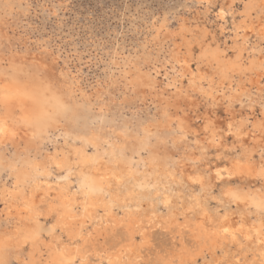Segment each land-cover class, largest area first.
Returning <instances> with one entry per match:
<instances>
[{
	"label": "rangeland",
	"instance_id": "1",
	"mask_svg": "<svg viewBox=\"0 0 264 264\" xmlns=\"http://www.w3.org/2000/svg\"><path fill=\"white\" fill-rule=\"evenodd\" d=\"M217 2L223 3L224 0H0V78L15 76L23 82L29 80L26 83L30 85L49 84V88L57 92L64 101V109L59 119L53 120L46 131H37L33 134L31 141L26 142L25 137H22L25 136L22 134L24 132L21 130L22 125L19 139L16 137L17 139L0 143V239L5 241V256L0 260V264H23L24 260L27 264L37 262L44 264L46 262L44 260L49 258L48 245L52 243L58 246L60 242L68 244V240L72 241L68 233L66 235L61 226L55 222V211L49 213L47 206L50 200L40 202L44 196L38 193L37 199L40 198L38 205L46 215L40 216L43 232H41L42 241H39L38 246L42 251L38 250V254L37 251H33L30 241L25 238L22 241L19 235L25 231L26 223H30L27 213L19 211L20 207L22 209L19 201H22V197L28 192L29 185L19 183L20 192L13 196L10 191L14 190L20 171L31 170L37 163L39 171L35 174L38 177H43L42 180L48 177L55 187L58 186L57 183L69 184L70 191L77 190L79 196L83 174L89 172L92 166L85 169L86 171L83 170V174L79 172L83 165H77L79 159H74L73 155V149L78 147H85L86 153L94 156L97 153L95 157L103 156L101 172L111 164L112 168L110 167L109 170L113 167L120 168L122 165L118 167L119 162L123 164L125 162L126 167L130 166L135 175H129L123 180V185L118 190L115 186L111 188L114 195L120 191L122 196L125 191V194L134 191V196L140 199L133 202L119 199L114 205L108 203L111 208L98 207L99 212L94 217L97 220L87 218L89 224L85 223L81 235L88 233L91 228L89 233L92 234L88 242L93 244L91 246L88 243L85 249L88 262H91L90 258L92 261L103 258V264L261 263L255 253V247L244 241L238 244L241 238L238 239L239 242L224 240L221 247L217 245L215 248H210L211 241L204 242L198 237V231L194 230L195 224L199 221L196 209L185 211L183 207L185 204H182L191 198L193 193L200 195L203 199L201 201L209 209L212 217H219L225 212H235L237 204H230L224 197L223 203L220 199L212 200L209 197L213 195L220 197L222 191L229 186H239L246 190L261 188V184L251 176H232L229 181L228 176L224 175V181H214L207 171L211 165L210 171L214 176L216 167L220 166L222 169L221 167L228 166L233 157L240 156L248 147L252 149L256 137H260L261 146L255 145L254 158L251 161L253 165L258 164L259 149L264 147V61L261 66L254 67L255 70L243 69L241 74L235 71L233 78L223 80L211 57L202 55L207 49L219 47L220 54L225 60L233 61L236 58L240 63H247L252 56L264 57V40L258 38L255 33L248 34L250 36L248 37L242 28V30L235 29L238 21L243 19V0H229L234 6L224 18L222 25L217 22L218 9H207L209 3ZM258 3V7L264 9V0ZM263 12L254 11L257 15L253 14V18L264 15ZM209 34H211L210 39H208ZM241 49L243 51H240ZM235 51L241 52V57H236L239 52L235 53ZM238 58H241L242 62ZM186 61L188 63H185ZM188 64L197 78L194 87L189 81L191 74L185 68ZM231 97L236 99L231 100ZM0 105L1 115L9 114L11 118H18V114L21 115L19 109L6 110L5 106L1 103ZM208 117L214 118L218 129L225 128L227 121L234 119L238 120V125L245 122L249 129L252 122L257 120L262 122L263 127L253 134L252 140H249L248 136L238 139L234 134L229 136L224 132L223 147L220 151L226 158L218 159L216 149L209 147L205 160L200 161L199 145H204L205 135L208 140L212 139V136L201 133L198 145L189 133L200 132ZM19 125L21 124L17 125L18 128ZM184 136L188 139L184 140ZM237 144H243L244 148L237 147ZM204 146L208 147V145ZM54 151L59 154L61 151L67 152L68 167L61 165V169L57 170L58 168L48 163V153ZM104 160L107 161L106 164ZM193 162H196L195 167ZM50 171L53 173L52 176L46 173ZM189 171H192L190 176ZM195 173H201L205 178L203 190L194 182L195 180L188 179H192L191 175ZM63 175L68 177L67 181L61 178ZM5 185L8 187L6 188ZM136 188L142 189V193L137 195L139 190ZM3 190L6 197L2 195ZM164 192L171 193L176 199L169 203L171 204L169 207V204L163 203ZM118 195L122 197L121 194ZM9 198L13 200L9 201ZM55 202L57 203V200ZM125 202L129 203L130 208L134 207L137 217L142 221L141 227L139 225L135 227L136 239L130 250V256H125L122 260L118 258V262L115 263L117 260L113 259L115 256L111 253L118 249L116 244L124 236L125 225L124 223L118 225L112 218L122 217L126 207ZM81 206V202L79 204L77 201L74 210L80 213ZM253 208L251 209L257 213ZM251 209V217L255 219L257 214ZM149 211H152V215L155 214L156 218L155 216L152 218ZM259 215L264 217L262 213ZM80 218V216L76 217V219ZM195 219L197 222L195 221L193 225ZM111 220L116 228H113ZM103 221L106 223L104 224ZM181 221L183 223H180ZM92 223H98L102 227ZM184 223L185 226L190 227H188L190 231L192 229L194 231L189 232L187 227L184 228ZM144 226L147 228L144 229ZM142 229L148 231L143 232ZM197 239L200 241L198 242ZM21 241L24 244H20ZM70 242L69 245L74 246ZM103 246L106 247V251L103 250L105 249ZM90 250L93 254L88 253ZM30 252L34 254L36 260L30 258ZM27 256L32 260L31 263Z\"/></svg>",
	"mask_w": 264,
	"mask_h": 264
},
{
	"label": "bare ground",
	"instance_id": "2",
	"mask_svg": "<svg viewBox=\"0 0 264 264\" xmlns=\"http://www.w3.org/2000/svg\"><path fill=\"white\" fill-rule=\"evenodd\" d=\"M244 3H243V19L241 18V21H238V24L236 25V30L238 29H244L246 31V35L248 36V34L250 33H255L257 35L258 38L264 40V15H260L258 16V18L254 19L253 18V14H254V11H257L258 12H263L264 9H262V7H258L259 5V1L260 0H243ZM234 2V1H233ZM232 2V3H233ZM235 3V2H234ZM261 4L263 2H260ZM240 5V4H239ZM234 6V5H233ZM242 6V5H241ZM264 6V5H263ZM241 13V14H242ZM264 13V12H263ZM257 15L256 13L254 14V16ZM241 29V30H242ZM243 30V31H244ZM238 34V32H237ZM241 35V34H240ZM245 35V36H246ZM252 35V34H251ZM242 36V35H241ZM250 37V36H248ZM252 37V36H251ZM254 37V36H253ZM246 38V37H245ZM247 40V38H246ZM245 40V41H246ZM258 40V39H257ZM244 41V40H243ZM244 41V42H245ZM262 44V43H261ZM247 47V46H246ZM219 48V47H218ZM217 47L215 49H210V50H206L204 48L205 53L202 54L204 55L205 57H211L210 59H212L216 65H217V68L219 69V75L220 77H222L223 80L225 79H231L234 77V72L237 71L239 74H241L240 72L243 71V69H250L251 68H256V66H261V64H263V61H264V57H262L260 55H258L257 58H252L247 60L248 62L247 63H240L238 60H233V61H227L223 58V56H221L220 54V49H218ZM244 49V48H242ZM240 50V51H243V50ZM252 49V48H251ZM250 49V50H251ZM236 50V49H235ZM252 51V50H251ZM254 51V49H253ZM224 52V51H223ZM228 52V51H227ZM239 52V51H238ZM235 51V53H238ZM250 53V52H249ZM201 54V53H200ZM208 54V55H207ZM241 52H239L236 57H241ZM250 55V54H249ZM256 55V54H255ZM247 57V56H246ZM202 58V57H201ZM239 59V58H238ZM241 59V58H240ZM239 59V60H240ZM179 61V60H177ZM241 61V60H240ZM181 62V61H179ZM242 62V61H241ZM185 63H188L187 61ZM17 64H19L17 62ZM23 64V63H22ZM214 64V63H213ZM16 65V64H15ZM20 65V64H19ZM215 65V64H214ZM18 66V65H17ZM15 67V66H14ZM17 68V67H16ZM185 68L187 71L190 72V77H189V81L191 82V86L194 87L195 84L197 83V78L195 76V74L193 73L192 69H191V66L188 64V65H185ZM216 68V66H215ZM254 68V70H255ZM20 70V69H19ZM249 70V71H250ZM16 71V70H15ZM17 71H18V68H17ZM14 74H16L14 72ZM9 75V74H8ZM34 75V74H33ZM246 75V74H245ZM36 76V75H35ZM1 77V76H0ZM31 76H29L30 78ZM37 77V76H36ZM39 77V76H38ZM28 78V79H29ZM32 79V78H31ZM39 79H41L39 77ZM38 79V80H39ZM43 80V78H42ZM27 81V80H26ZM21 80H19V78L15 77V76H10V77H3L0 78V103L5 106L6 110L7 109H12V108H16V109H19L21 110V115H19V117L17 118H11L8 115H1L0 114V123H3L4 126L6 127V129H8L7 132H5L4 134H0V143L3 144V142L5 141H10V139H17L16 137H18L19 139V136H20V128L22 127L21 130H24V132L22 133L23 135L25 136H22V137H25V141L26 142H29L31 141L30 139H32L33 137V134H35L37 131L38 132H41V131H46V129L48 128V126L50 125V123L55 120L57 121L59 119V116H60V113L63 111L64 109V101L61 99L62 97L59 96V94L57 92H54L53 89L49 88V84L48 85H45L44 83L42 84H33V85H30V84H27ZM44 81V80H43ZM40 80V82H43ZM49 81V80H48ZM29 82V80L27 81ZM33 82H34V79H33ZM36 82V81H35ZM34 82V83H35ZM46 83V82H45ZM50 83V82H49ZM230 86L232 87V81L230 82ZM180 89V88H178ZM233 90H235V88H232ZM260 89V88H259ZM180 91V90H178ZM237 91V90H235ZM59 92V91H58ZM208 94V93H207ZM213 94V93H212ZM189 95V94H188ZM186 96V95H185ZM207 96V95H206ZM215 96V95H214ZM213 97V96H212ZM216 98V96H215ZM192 99V98H191ZM231 100L232 99H236L235 97H231L230 98ZM230 100V101H231ZM181 103V102H179ZM235 103V102H234ZM233 103V104H234ZM1 106V105H0ZM226 106V105H225ZM231 108V107H230ZM15 109V110H16ZM5 110V112H6ZM14 110V111H15ZM10 111V110H9ZM3 112V113H5ZM12 112V111H11ZM18 112V111H17ZM225 112V111H224ZM9 113V112H8ZM16 113V112H15ZM11 114V113H10ZM17 114V113H16ZM13 116V115H12ZM62 118V117H61ZM234 119V118H233ZM228 122H231L233 127L231 129V132L235 135L236 138L238 137H242V136H248V139L249 140H252L253 139V134H255V132L259 131L262 127H263V124L262 122H258L255 121V122H252L251 126H250V129L248 126H246L245 122L244 124L242 125H238V120L237 119H234L233 121H227ZM55 123V122H54ZM226 123V124H227ZM240 123V122H239ZM243 123V122H242ZM247 123V122H246ZM18 124H21V126L18 128ZM225 124V126H226ZM53 125V124H52ZM249 125V124H248ZM54 126V125H53ZM12 132H15V135H12L11 133ZM226 133H228L227 131H225ZM220 134L217 133V136H219ZM38 137V136H37ZM234 137V138H235ZM210 139V138H209ZM239 139V138H238ZM246 139V138H245ZM244 139V140H245ZM90 140V139H89ZM88 140V141H89ZM211 140V139H210ZM92 142V141H90ZM89 142V143H90ZM242 142V140H241ZM253 142V141H252ZM31 143V142H30ZM34 143V142H33ZM240 143V142H239ZM248 143V142H247ZM261 141H260V137H256L255 138V144L256 146H261ZM94 144V143H93ZM252 144V143H251ZM252 144V145H253ZM263 144V143H262ZM89 145V144H88ZM95 145H96V142H95ZM94 145V146H95ZM98 145V144H97ZM251 145V146H252ZM84 146V145H83ZM248 146V145H247ZM264 146V144H263ZM62 147V146H61ZM249 148V147H248ZM247 148V149H248ZM251 148V147H250ZM57 150V149H56ZM58 151V150H57ZM51 152V154L48 153V163L50 165H54V162L55 163H59L60 165H66L69 163V157H68V154L67 152L65 151H61L60 155L58 152ZM86 149L85 147H78V148H75L73 149V155H74V159L75 158H78V162L76 163L77 165H83L81 168V170H79V172L83 174V170L87 169L89 166H92L91 167V170L88 172H85V174H83V178H82V181H83V187L80 186L81 190L79 189L80 194L79 196L77 195V190L74 191V192H71V188H69V184H58L55 180V182L57 183L56 185H58L57 187H55V185L52 184V182L50 181V179L47 177L46 180H42L41 177H38L35 173H37V171H39V169L37 168V163H35V165H33L32 169L31 170H23V171H20V173L18 174V182L15 184V188H13L14 190L10 191V193L12 194V196L14 194H17L19 193L20 191H18V188L20 187L19 183L23 182L24 183H28V192L24 194V196L22 197V201H19L20 204L22 206V209L20 207V210L19 211H25L29 216V220H30V223H26V227H25V231L20 235L22 241L23 238L27 239L30 241V244L31 246L33 247V251H37V254L39 253L38 250L39 249V241H42L41 239V232L42 231V223H41V220H40V216L41 215H44L43 214V209L38 205L39 204V200L40 198L37 199V196L40 194V196H44V199H40V202L42 200H50V202L48 203L49 205L47 206L48 209H49V213L51 211H55V222L61 226V228L63 229V231L66 232V235L68 233V236H70V240H72L71 242L68 240V244L65 243L64 240V243H61L56 246L55 244L52 245H48V249L50 251L49 253V258L47 260H44L46 261L44 264H75V261L77 258H81V259H86V254H87V251L85 250L86 249V246L87 244L89 243L88 240L91 238V234L92 233H89L90 232V229L88 231V233L86 234H83L81 235L82 233V230H83V227L85 225V223L87 222V218H94L96 217L95 215L97 214L98 211V207H110V205L108 203H111V205H114V203L117 201V200H129V201H135V200H140L138 199L139 197H136L134 196V191H129L127 194H125V192L123 193V196H122V193L121 191L120 192H117L116 195H114L113 191H112V188L111 187H117L116 189L118 190L119 188H121V186L123 185V180H125L127 177H129V175H135L134 174V171L130 168V166L126 167L125 166V162L124 164L122 162H119V160L117 162H119V166L117 165V162H116V165L118 167H121L120 168H117V169H110L109 168L111 167H107V169L105 168V171L101 172V165L103 163V156L102 157H95L97 156L95 154L92 155V154H89V153H86ZM245 151V150H244ZM95 152V151H94ZM100 152V151H99ZM98 152V153H99ZM257 152V150H256ZM255 153V152H254ZM101 154V153H100ZM112 155V154H111ZM115 155V154H114ZM180 155V154H179ZM118 156V155H117ZM119 157V156H118ZM160 157V156H159ZM114 158V157H113ZM239 158V163L241 165H243V171H247L248 170V165L249 163H251V167H252V170L253 172H255L256 170H258V167H259V163L253 165V161H249L248 159L246 158H241L240 156H237V157H233V160H230V163L228 164V166H223L221 167L222 169H227L228 171H237L239 172L241 169H235L234 168V165L237 161V159ZM254 158V157H253ZM73 159V158H71ZM73 159V160H74ZM106 159V158H105ZM112 159V158H111ZM116 159V158H115ZM121 159V158H120ZM114 160V159H113ZM111 160V161H113ZM149 160V159H147ZM254 160V159H253ZM106 160H104V163H105ZM121 161V160H120ZM154 161V160H153ZM71 162V161H70ZM94 162V163H92ZM107 162V161H106ZM115 162V161H114ZM47 163V164H48ZM92 163V165H90ZM113 163V162H112ZM122 163V164H121ZM152 163V162H151ZM159 163V162H158ZM255 163V162H254ZM75 164V163H74ZM73 164V165H74ZM106 164V163H105ZM130 164V163H129ZM70 165V164H69ZM72 165V164H71ZM115 165V164H114ZM113 165V166H114ZM125 167H124V166ZM154 165V163H153ZM161 165V164H160ZM62 166V167H63ZM68 167V165H66ZM65 166V167H66ZM76 166V165H74ZM107 166V165H106ZM116 166V167H117ZM132 166V164H131ZM157 166V164H156ZM49 167V166H48ZM71 167V166H70ZM123 167V168H122ZM149 167V166H148ZM153 167V166H152ZM162 167V166H161ZM160 167V168H161ZM50 168V167H49ZM52 168V167H51ZM74 168V167H73ZM112 168V167H111ZM150 168V167H149ZM148 168V169H149ZM61 168H58L57 170H60ZM63 169V168H62ZM147 169V168H146ZM145 169V170H146ZM166 169V168H165ZM192 169V168H191ZM217 169V167H216ZM219 169H220V166H219ZM89 170V169H88ZM107 170V171H106ZM161 170V169H160ZM169 170V169H168ZM189 170V169H188ZM46 171V169H45ZM86 171V170H85ZM162 171V170H161ZM167 171V170H165ZM147 172V170H146ZM155 172V171H154ZM184 172V171H183ZM186 172V171H185ZM184 172V173H185ZM192 172V171H191ZM189 171V176H190V173ZM48 173V172H46ZM148 173V172H147ZM162 173V172H161ZM166 173V172H165ZM169 173V172H168ZM173 173V172H172ZM176 173V172H175ZM174 173V174H175ZM143 174V173H142ZM223 175H227V173H222ZM146 175V174H145ZM188 175V173H187ZM44 176V175H43ZM172 176V175H171ZM198 176H202L201 173L199 174H194V175H191V178H188L189 180H195L196 177ZM213 176V175H212ZM233 176H238V177H241L239 175H233ZM141 177V176H140ZM188 177V176H187ZM206 177V176H205ZM248 177V176H247ZM250 177V176H249ZM253 178H255V176H251ZM134 178V177H133ZM143 178V177H142ZM151 178V177H150ZM175 178V177H174ZM252 178V179H253ZM179 179V177H178ZM183 179V178H182ZM187 179V178H186ZM52 180V179H51ZM70 180V179H69ZM145 180V179H144ZM154 180V179H153ZM166 180V179H165ZM71 181V180H70ZM81 181V182H82ZM134 181V180H133ZM171 181V180H170ZM208 181V180H207ZM215 181V179H214ZM54 182V181H53ZM59 182V181H58ZM61 182V181H60ZM65 182V181H64ZM138 182V181H137ZM142 182V181H141ZM195 182V181H194ZM206 182V181H205ZM210 182V181H208ZM212 182V180H211ZM63 183V182H62ZM71 184V182H69ZM136 183V182H134ZM165 183V182H164ZM213 183V182H212ZM22 184V183H21ZM81 184V183H80ZM131 184V183H130ZM180 184V183H179ZM216 184V182H215ZM14 185V184H13ZM25 185V184H24ZM132 185V184H131ZM207 185V184H206ZM6 186V185H5ZM22 186V185H21ZM137 186V185H136ZM140 186V185H138ZM169 186V184H168ZM167 186V187H168ZM205 186V185H204ZM209 186V185H208ZM211 186V185H210ZM215 186V185H214ZM213 186V187H214ZM8 186H6L7 188ZM25 187V186H24ZM114 187V188H115ZM135 187V186H134ZM161 187H165V186H161ZM170 187V186H169ZM193 187V186H192ZM5 188V187H4ZM133 188V187H132ZM9 189V188H8ZM76 189V188H75ZM130 188H128L129 190ZM137 189V188H136ZM135 189V191H136ZM160 189V188H159ZM158 189V190H159ZM24 190V189H23ZM126 190V189H125ZM139 190V189H137ZM168 190V189H167ZM210 190V189H209ZM9 191V190H8ZM73 191V190H72ZM162 191V189H161ZM56 192V193H55ZM155 192V191H154ZM169 192V190L167 191ZM165 193L164 192V197L163 198V203L165 204H169V203H172L173 201H175L176 199L174 198V195H172L171 193ZM3 193L2 195H5V190H3ZM9 193V192H8ZM39 193V194H38ZM142 193V189H140L138 192H137V195L141 194ZM108 194V196H107ZM118 194H121L122 197H120ZM156 194L158 195V193L156 192ZM161 194V193H160ZM255 195L258 196L257 193H253ZM1 195V194H0ZM125 195V197H124ZM56 197V199H55ZM157 197V196H156ZM155 197V198H156ZM4 198V197H3ZM8 198V197H7ZM14 198V197H12ZM20 198H18L19 200ZM157 199V198H156ZM178 199H180L178 197ZM225 200H228L227 197H224ZM13 199H10L9 198V201H12ZM55 200H57V203L55 202ZM79 200H82V201H79ZM203 200L202 197L200 195H197V194H194L193 193V196L189 199H187L185 202H182V204H185L183 205L185 211L187 209H196V212L198 213L197 215V218H198V222L196 221V219L194 220L193 222V225L195 223V221L197 222L194 226V230H197L196 233L198 235L199 238H201L204 242H210L211 241V245L212 247L210 246V248H215L217 247V245L221 247V245L224 243V240H230L231 242H234V241H237L239 242V238H241L240 240V243L238 244H241L243 241L246 242V244L248 245H252L253 247H255L256 249V254L259 256L260 258V264H264V217L259 215L261 214V212L254 206L255 208V211H257V213L254 212V210H252L251 208L252 207H249L248 205H245L243 202L241 203H236L237 204V210L234 212H225L222 216H215V217H212L211 213L208 211L209 209H207L203 202L201 201ZM17 201V200H16ZM77 201L81 202V212L78 214L77 211H75L74 209V206L77 204ZM14 202H15V199H14ZM18 202V203H19ZM124 202V201H123ZM6 203V202H5ZM16 203V205L18 204ZM126 203V202H125ZM142 203V201H141ZM11 204V202H10ZM120 204V202H119ZM117 204V205H119ZM140 204V203H139ZM143 204V203H142ZM18 205V207H19ZM41 205V204H40ZM45 205V204H44ZM47 205V204H46ZM132 205V203H131ZM171 204L168 205V207L170 206ZM14 206V205H12ZM138 206V204H136V207ZM149 206H150V203H149ZM152 206V205H151ZM45 207V206H44ZM79 207V206H78ZM77 207V208H78ZM11 208V207H10ZM111 208V207H110ZM114 208V207H113ZM253 208V209H254ZM79 209V208H78ZM101 209V208H100ZM138 209V208H137ZM142 209V208H141ZM155 209V208H154ZM250 209L255 213L257 214L255 219L251 217V214H250ZM111 210V209H109ZM153 210V209H152ZM156 210V209H155ZM6 211V210H5ZM79 211V210H78ZM114 211V209H113ZM124 211V214L122 215V217H113L112 220L117 223L118 225H122V223H124L123 225H125L123 228H124V236L121 237V239H119L120 241H118V243L116 244V246H118V249L115 250V252L111 253V255L115 256V258L113 257V259H116L118 262V258H120L122 260V258H124L125 256L129 257L130 256V250L132 249L133 245H134V242H135V230H136V225H140V222L142 221L140 219V217H137V213L135 212V209L134 207L130 208V205L129 203H126V207H125V210ZM142 210H140L141 212ZM9 212V211H8ZM101 212V211H100ZM105 212V211H104ZM143 212V211H142ZM151 212V215H152V211H149ZM190 212V210H189ZM22 213V212H21ZM20 213V215H21ZM103 213V212H102ZM108 213V212H107ZM106 213V214H107ZM109 213H112V212H109ZM117 213V212H116ZM115 213V214H116ZM145 213V212H144ZM155 213V212H154ZM182 213V212H181ZM25 214V213H24ZM23 214V215H24ZM114 214V213H113ZM122 214V213H121ZM119 214V215H121ZM171 214V212H170ZM175 214V212H174ZM174 214L172 213V215L174 216ZM195 214V213H194ZM227 215L228 216V219L227 221L225 222L223 220V216L224 215ZM253 214V213H252ZM46 215V214H45ZM81 217L80 219H76V217ZM109 215V214H108ZM118 215V216H119ZM176 215V214H175ZM48 216V215H47ZM113 216V215H112ZM116 216V215H115ZM155 216V214H154ZM153 215L151 216L152 218L154 217ZM177 216V215H176ZM175 216V217H176ZM24 217V216H23ZM26 217V216H25ZM45 219V216H43ZM108 217V216H107ZM106 217V218H107ZM144 217V216H143ZM146 217V216H145ZM150 217V216H149ZM150 217V218H151ZM172 217V216H171ZM98 218V216H97ZM156 218V216H155ZM163 218V217H161ZM165 218V217H164ZM174 218V217H173ZM178 218V217H177ZM186 217H184L185 219ZM21 219V218H20ZM95 219V218H94ZM149 219V218H148ZM147 219V220H148ZM46 220V219H45ZM44 220V221H45ZM97 220V219H95ZM99 220L100 219V216H99ZM108 220V219H107ZM111 220V221H112ZM163 220V219H161ZM175 220V219H173ZM110 221V220H108ZM112 221V224L114 223ZM150 221V220H149ZM148 221V222H149ZM157 221V219H156ZM160 221V220H159ZM167 221V220H166ZM171 221V220H170ZM178 221H180L178 219ZM52 222V221H50ZM54 222V223H55ZM92 222V221H91ZM94 222V220H93ZM100 221H98L99 223ZM104 222V221H103ZM152 222V221H151ZM150 222V223H151ZM18 223V222H17ZM89 224V221L87 222ZM97 223V224H98ZM106 222H104L105 224ZM110 223V222H109ZM154 223V221H153ZM156 223V222H155ZM158 223V221H157ZM161 223V222H160ZM166 223V222H165ZM180 223H183V221H181ZM25 224V223H24ZM91 224V223H90ZM93 224V223H92ZM96 224V223H95ZM93 224V225H95ZM96 224V225H97ZM102 224V223H101ZM111 224V223H110ZM116 224V225H117ZM143 224V223H142ZM186 223H184V228L187 227V225L185 226ZM53 225V223H52ZM99 226H101L100 224H98ZM97 225V227H98ZM107 225V224H106ZM113 228H116L117 226H115V224H113ZM120 225V226H121ZM149 225V224H148ZM155 225V224H154ZM176 225V224H175ZM56 226V225H55ZM158 226V225H157ZM183 226V225H182ZM192 226V225H191ZM242 226V227H241ZM24 227V225H23ZM93 227V226H92ZM102 227V226H101ZM143 227V226H142ZM149 227V226H148ZM153 227H156V226H153ZM152 227V228H153ZM189 227V226H188ZM187 227V228H188ZM222 227H228L231 232H235L236 234V239H232V236L230 234H225L221 231ZM57 228V227H56ZM89 228V227H88ZM94 228V227H93ZM100 228V227H99ZM147 228V227H146ZM145 226H144V229H146ZM179 228V227H178ZM183 228V227H182ZM190 228V227H189ZM189 228L187 230H189ZM23 229V228H22ZM52 229V228H51ZM106 229V228H105ZM110 229V228H109ZM122 229V227H121ZM121 229H119V232L121 231ZM142 229V231L144 232L145 230ZM180 229V228H179ZM192 229V228H191ZM21 230V228H20ZM93 230V229H92ZM99 230V229H98ZM115 230V229H114ZM150 230V229H149ZM193 229L191 231H194ZM53 231V230H52ZM86 231V232H87ZM95 231V230H94ZM123 231V230H122ZM148 231V230H147ZM145 231V232H147ZM189 230V232H191ZM98 232V231H97ZM137 232V231H136ZM60 233V231H59ZM85 233V232H83ZM94 233V232H93ZM102 232H100L101 234ZM114 233V232H113ZM95 234V233H94ZM94 234H93V237H94ZM116 234V233H115ZM146 234V233H145ZM151 234V233H150ZM18 235V234H17ZM62 235V234H61ZM98 235V234H97ZM113 235V234H112ZM195 235V234H194ZM116 236V235H115ZM114 236V237H115ZM43 237H45L43 235ZM62 237V236H60ZM98 237V236H96ZM113 237V236H112ZM143 237V236H142ZM174 237V236H173ZM197 237V238H198ZM62 238H65V237H62ZM77 238L79 240H77ZM110 238V237H109ZM119 238V237H118ZM145 238V237H144ZM196 238V236H195ZM61 239V238H60ZM99 239V238H98ZM111 239V238H110ZM138 239V238H137ZM143 239V238H142ZM44 240V239H43ZM66 240V239H65ZM77 240V241H76ZM100 240V239H99ZM108 240V239H107ZM210 240V241H209ZM21 243L20 244H24V243ZM46 241V240H45ZM76 241V242H74ZM96 241V240H95ZM111 241V240H110ZM186 241V240H185ZM198 241V239H197ZM200 241V240H199ZM198 241V242H199ZM242 241V242H241ZM48 242V240H47ZM51 242V240H50ZM69 242L70 244H73L74 246H71L69 245ZM91 242V241H90ZM93 242V240H92ZM112 242V241H111ZM143 242V241H142ZM26 243H28L26 241ZM45 243V242H44ZM96 243V242H95ZM102 243V242H101ZM148 243V242H147ZM4 244H5V241L2 239H0V260L2 258H4L5 256V248H4ZM49 244V242H48ZM90 244V243H89ZM93 244V243H92ZM92 244H90L92 246ZM104 244V243H103ZM101 244V245H103ZM112 244V243H111ZM146 244V243H145ZM204 244V243H203ZM40 245H45V244H40ZM100 245V244H98ZM114 245V244H113ZM205 245V244H204ZM236 245V244H235ZM107 246V245H106ZM203 246V245H202ZM241 247V245H239ZM237 246V248L239 247ZM43 247V246H42ZM41 247V248H42ZM98 247V246H97ZM100 247V246H99ZM105 247V246H103ZM143 247V246H142ZM239 247V248H240ZM252 247V248H253ZM24 248V247H23ZM45 248V247H44ZM42 248V249H44ZM108 248V247H107ZM243 249V247H241ZM99 249V248H98ZM223 249V248H222ZM254 249V248H253ZM29 250V249H28ZM94 251V249H92ZM92 250L88 251V253L92 252ZM106 251V247L105 249H103ZM203 250V248H202ZM209 250V248H208ZM214 250V249H213ZM247 250V249H246ZM32 251V250H30ZM42 251V250H40ZM109 251V250H107ZM139 251V250H138ZM210 251V250H209ZM217 251V250H216ZM215 251V252H216ZM102 252V251H101ZM183 252V251H182ZM181 252V253H182ZM202 252V251H201ZM34 253V252H33ZM45 253V251H44ZM243 253V252H242ZM30 258L31 259H35L34 257V254L32 255V253L30 252ZM28 254V255H29ZM41 254V252H40ZM48 254V253H47ZM93 254V252H92ZM97 253H94V255H96ZM160 254V253H159ZM244 254V253H243ZM45 255V254H43ZM42 255V257H43ZM88 255V254H87ZM106 255V253H105ZM109 255V254H108ZM34 258H33V257ZM102 256V255H100ZM133 256V255H132ZM28 257V256H27ZM36 257H39V256H36ZM96 257V256H94ZM111 257V256H110ZM117 257V258H116ZM134 257V256H133ZM136 257V256H135ZM140 257V256H139ZM178 257V256H177ZM254 257H255V254H254ZM29 258V257H28ZM30 258L28 260H30ZM47 258V256H46ZM107 259L109 257H106ZM138 258V257H137ZM238 258H241V257H238ZM89 258H87L86 261H88ZM110 259V258H109ZM119 259V260H120ZM136 259V258H135ZM139 259V258H138ZM137 259V260H138ZM33 260V262H34ZM99 260V258H98ZM101 260V259H100ZM99 260V261H100ZM136 260V261H137ZM141 260V259H140ZM90 261L91 262H94L91 260L90 258ZM103 261V258L102 260ZM106 261V260H104ZM125 261V260H124ZM238 261V259H237ZM25 262V260H24ZM23 262V264H25ZM32 260L29 261V263H31ZM40 262V261H39ZM109 262V261H108ZM107 262V263H108ZM130 262V261H129ZM125 263V262H124ZM27 264V263H26ZM34 264V263H33ZM35 264H38L35 263ZM110 264V263H109ZM135 264V263H134ZM150 264V263H149ZM218 264V263H217Z\"/></svg>",
	"mask_w": 264,
	"mask_h": 264
},
{
	"label": "snow or ice",
	"instance_id": "3",
	"mask_svg": "<svg viewBox=\"0 0 264 264\" xmlns=\"http://www.w3.org/2000/svg\"><path fill=\"white\" fill-rule=\"evenodd\" d=\"M213 8L218 9V11L216 13L217 22L222 25L224 18L232 10L233 4L230 3L229 0H224L223 3L217 2L215 4L209 3L207 5V9H213ZM210 38H211V34H209V36H208V39H210ZM201 119H204V118H201ZM232 127H233L232 123L228 122L226 124L225 128L218 129L216 127V122H215L214 118L208 117L200 132L191 131L189 133V135H191L192 138L197 141L198 145H199V138L201 137V133L211 134V136H212V139L208 140L207 135H205L204 145H208V147H205L204 145H199V151H200V158L199 159H200V161L205 160L209 147L216 149V151L218 152V156H217L218 159H225L226 158L224 156V153L221 152L220 149L223 147L222 140H223L224 132L227 131L229 136L233 135V133L231 132ZM7 131H8V129H6L4 124L0 123V134H4ZM217 133H219L220 135L217 136ZM11 134L15 135V132H12ZM183 139L187 140L188 137L184 136ZM237 147L244 148V145L243 144H237ZM254 151H255V145L253 144V148L252 149H245V151L240 154V157L246 158L250 161L254 156ZM195 164H196V162H193L194 167H195ZM54 167L60 168L61 165L59 163L54 162ZM234 168L235 169H241V170L239 172H237L235 170L234 171H228L227 169L217 168L214 176H212L211 171H210L211 165H209V169L207 171H208V175L211 179H215V180H219V181H224V179H225V176L222 173H227L229 181L231 180V177L233 175H239L241 177L254 175L257 182L261 184V188L260 189H254V190H246V189L241 188L239 186H236V187L229 186L222 191L220 197L213 195L209 198L212 200L220 199V202L223 203L222 198L227 197L230 204L231 203H237L238 204V203L243 202L245 205H248L249 207H252V206L256 207L262 214H264V147H261L259 149V167H258V170L253 172L252 167H251V163H249L248 170L243 171L242 170L243 165H241L239 163V158L237 159V161L234 165ZM65 171H67V169H65ZM52 174L53 173L51 171L47 173L48 176H52ZM61 178L65 181H67V179H68V177L66 175H63ZM195 182L197 184H199L201 186V189L203 190L205 178L203 176H198V177H196ZM81 186L83 187V181L81 182ZM253 193H257L258 196L253 194ZM227 219H228V216L225 214L223 216V220L226 222ZM221 231L225 234H230L232 236V239H236L235 232H231V230L228 227H222ZM77 264H103V262L102 261L88 262L85 259L78 258Z\"/></svg>",
	"mask_w": 264,
	"mask_h": 264
}]
</instances>
